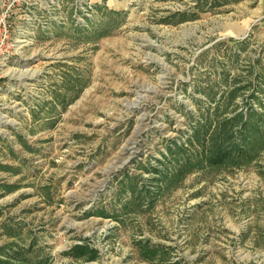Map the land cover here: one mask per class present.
I'll list each match as a JSON object with an SVG mask.
<instances>
[{
	"label": "rangeland",
	"instance_id": "374dc122",
	"mask_svg": "<svg viewBox=\"0 0 264 264\" xmlns=\"http://www.w3.org/2000/svg\"><path fill=\"white\" fill-rule=\"evenodd\" d=\"M74 3L0 59V245L35 237L51 264H264V150L182 180L169 150L206 108L218 121L263 96L264 0H92L94 28L112 15L98 38Z\"/></svg>",
	"mask_w": 264,
	"mask_h": 264
},
{
	"label": "trees",
	"instance_id": "16d2710c",
	"mask_svg": "<svg viewBox=\"0 0 264 264\" xmlns=\"http://www.w3.org/2000/svg\"><path fill=\"white\" fill-rule=\"evenodd\" d=\"M210 4L212 5V2ZM109 11L106 10L105 17ZM112 13L115 14L116 12L112 11ZM181 15L184 16L185 14ZM111 18L110 11L106 23L103 22L96 28L92 26L94 28L93 31H91L92 28L91 30L88 29L90 30L89 32L87 29L77 28L75 30L78 31L77 33L85 34L86 38H90L92 35L98 38L111 28ZM168 20L166 19L165 21ZM259 78L260 81L264 80L261 75H259ZM250 85L255 86L254 83ZM238 86H234L228 94L223 93L219 96L217 100L224 99V109L222 111L220 110L219 105L221 101H219L216 111L218 115L226 113L241 88L247 87L248 85ZM259 87L263 91L262 97L254 89L247 97L246 108H241L240 110V106L238 105L233 109L232 115L224 117L222 120L217 121L213 119V114L206 108V120L203 123L193 126L191 137L184 143L175 141L169 146L171 153L181 154L177 159L178 168L172 172L174 178L182 180L192 171L206 167L215 168L230 165H247L259 156L261 151L264 150V86L262 82L259 83ZM215 95L216 92L211 93L210 97L216 100ZM132 189H130V192ZM101 213L108 215L104 211ZM4 226L11 235H17L23 231V227L17 224L5 223ZM138 246L142 250L141 254L147 258H153L150 255L155 254L157 246L165 249L163 245H147L142 241L138 242ZM67 254L74 257H84L86 260H92L96 257V251L87 245H75ZM51 263V253L49 251L47 252L46 248L42 247L35 237L30 242L25 239H20L8 241L0 245V264Z\"/></svg>",
	"mask_w": 264,
	"mask_h": 264
},
{
	"label": "built area",
	"instance_id": "2783aa9c",
	"mask_svg": "<svg viewBox=\"0 0 264 264\" xmlns=\"http://www.w3.org/2000/svg\"><path fill=\"white\" fill-rule=\"evenodd\" d=\"M93 5L92 0L74 3V18L87 28L93 24ZM64 6V0H0V59H14L39 27L63 23Z\"/></svg>",
	"mask_w": 264,
	"mask_h": 264
},
{
	"label": "crops",
	"instance_id": "0c3cea01",
	"mask_svg": "<svg viewBox=\"0 0 264 264\" xmlns=\"http://www.w3.org/2000/svg\"><path fill=\"white\" fill-rule=\"evenodd\" d=\"M94 1L96 2L97 5L98 3H101L102 0H94Z\"/></svg>",
	"mask_w": 264,
	"mask_h": 264
}]
</instances>
